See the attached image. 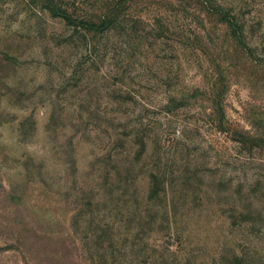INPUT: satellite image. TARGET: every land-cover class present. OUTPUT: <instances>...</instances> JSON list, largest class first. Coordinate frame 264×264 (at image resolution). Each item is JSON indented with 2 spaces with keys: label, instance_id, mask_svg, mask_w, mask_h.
Listing matches in <instances>:
<instances>
[{
  "label": "rangeland",
  "instance_id": "374dc122",
  "mask_svg": "<svg viewBox=\"0 0 264 264\" xmlns=\"http://www.w3.org/2000/svg\"><path fill=\"white\" fill-rule=\"evenodd\" d=\"M0 0V264H264V0Z\"/></svg>",
  "mask_w": 264,
  "mask_h": 264
},
{
  "label": "trees",
  "instance_id": "16d2710c",
  "mask_svg": "<svg viewBox=\"0 0 264 264\" xmlns=\"http://www.w3.org/2000/svg\"><path fill=\"white\" fill-rule=\"evenodd\" d=\"M49 7H51V9L53 10L54 13H57V14L60 13V12H58L60 10L59 5L56 3L53 4V0H50Z\"/></svg>",
  "mask_w": 264,
  "mask_h": 264
}]
</instances>
